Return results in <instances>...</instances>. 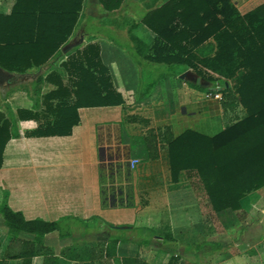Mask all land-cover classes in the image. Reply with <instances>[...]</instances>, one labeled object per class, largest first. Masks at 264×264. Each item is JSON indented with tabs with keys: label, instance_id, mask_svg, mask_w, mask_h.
<instances>
[{
	"label": "crops",
	"instance_id": "0c3cea01",
	"mask_svg": "<svg viewBox=\"0 0 264 264\" xmlns=\"http://www.w3.org/2000/svg\"><path fill=\"white\" fill-rule=\"evenodd\" d=\"M16 1L0 0V13L8 15ZM117 1L83 0L69 38L83 37L80 49L88 43L99 45L103 63L109 68L124 103L80 107L79 122L70 134L32 135L28 132L56 118L44 104L45 92L41 91L38 108L26 89L5 96L4 107L8 110L0 107V112L6 118L12 115L14 120L0 166V205L8 195L11 209L21 212L26 219H67L63 230L71 231V236L61 237L60 231L55 230L44 239L46 248L59 257L61 264H120L122 257L136 256L153 264L149 249L153 231L158 232L155 234L162 242L195 239L211 249L225 248L226 237H230L225 231L231 228L233 210L213 209L196 171L173 172L169 142L186 130L214 136L247 116L238 97H229L236 81L233 78L225 81L230 92L223 93L222 100L208 97V87L200 88L181 77V73L191 69L189 63L171 62L166 52L155 59L151 57L156 56L154 44L159 35L144 22V16L168 0H121L120 4ZM232 1L243 14L264 3V0ZM0 31L2 35L6 33L1 26ZM215 45V40L209 38L197 49L198 54L214 55ZM33 72L23 75L30 77L27 83L32 89L40 74ZM222 78L218 75L216 83ZM157 80L151 96L140 100L137 95L140 85ZM51 85V90L57 88L56 84ZM209 85L213 83L209 81ZM52 101L57 103L59 99ZM31 111L37 117L29 116ZM103 153L112 154L117 170L115 185L129 189L127 205L104 206ZM131 160H137L134 167ZM263 190L264 187L243 197L242 207L234 214H244L257 199H264ZM174 224L180 226L174 228ZM219 224L223 226L224 241L215 238L222 228ZM120 225L131 227L117 228ZM179 231L184 238L178 235ZM119 236L129 241L116 247L110 245ZM34 237L29 232L20 234L23 240ZM0 241V259L5 258L8 264L44 263L43 254L32 258L5 257L10 235L2 214ZM219 259L211 264H246L241 257Z\"/></svg>",
	"mask_w": 264,
	"mask_h": 264
},
{
	"label": "trees",
	"instance_id": "16d2710c",
	"mask_svg": "<svg viewBox=\"0 0 264 264\" xmlns=\"http://www.w3.org/2000/svg\"><path fill=\"white\" fill-rule=\"evenodd\" d=\"M82 2L17 0L8 15L0 13V20L5 19L0 22L1 30H6L3 35L0 31V66L18 75H29L34 68L41 70L32 94L36 108L41 105L43 81L57 85L55 90L43 95L47 111L56 118L28 132L32 135L70 134L79 122L80 107L120 105L125 101L113 84L97 43H88L82 49L81 45L77 46L68 53L62 51L70 41ZM144 22L159 35L154 44L156 56L151 55L154 59L166 52L171 62L189 63L191 70L213 85L219 81L218 75L223 76L219 82L225 86L223 93L230 92L225 83L227 79L236 81L233 95L229 97H238L247 116L214 136L186 130L169 142V155L173 172L183 169L197 172L215 211L239 210L243 197L264 187V3L243 14L232 0H168L147 13ZM209 38L216 42L215 54L201 57L197 49ZM59 56H66L59 63L60 69L45 73V66L51 64V60H55L53 65H56ZM133 57L137 60L134 54ZM140 64H144L143 61ZM63 72L69 77V86L63 82ZM157 82L140 85L138 98H149ZM53 99L59 101L54 103ZM29 116L37 117V114L31 111ZM12 119V115L6 118L0 112V166L4 146L12 134ZM112 160V154L103 153L104 206H124L130 202L131 194L125 189L128 187L115 185L117 170ZM0 214L10 235L5 257L32 258L43 254V264H61L59 257L46 248L44 239L55 230L60 231L61 237L71 236V231L63 230L67 219H26L21 212L11 209L8 195L2 200ZM21 232L33 233L35 237L23 240ZM128 241L119 236L113 238L110 245L116 247ZM0 264L8 262L4 258L0 259ZM120 264L148 262L136 256L122 257Z\"/></svg>",
	"mask_w": 264,
	"mask_h": 264
},
{
	"label": "rangeland",
	"instance_id": "374dc122",
	"mask_svg": "<svg viewBox=\"0 0 264 264\" xmlns=\"http://www.w3.org/2000/svg\"><path fill=\"white\" fill-rule=\"evenodd\" d=\"M58 58L59 60L57 62ZM58 58L56 59V65H53L55 60H51L52 65L47 64L45 66V73L53 68L60 69L59 63L65 59L66 56H59ZM147 68L150 71L149 66H147ZM40 71L41 70L37 71L36 68H34L31 70V73L33 72L39 74ZM62 74L64 84L69 86V77L64 72ZM154 74H152V76H154ZM29 78L30 77L19 78V81L15 83L13 88L10 87L11 89L3 91V89L0 88V107L5 106V96H9V94L15 90L26 89L28 96L32 98V94L34 92L33 89L30 88V84L27 83ZM51 83L53 82H49L45 79L42 83L41 91L45 93L49 92V90H51L53 87ZM37 84L38 82L36 81L35 85L37 86ZM7 105L10 108V105ZM4 109L8 110L7 106L4 107ZM45 119L47 120V115ZM234 212H236V210H233V215L230 217L231 228L230 230L227 231L226 229L225 231L226 235H230V237H226L225 248L217 247L216 249H211L210 247L206 246L205 242H198L195 239L186 240L175 238L168 241L163 240L162 242L155 234L158 232L153 231L151 239L152 245L149 248L152 254L151 260L153 264H169L170 262H172V264H211L214 259L218 261L220 260L219 258H223L225 256L241 257L246 264H264V199H257L254 202L252 208L244 214H241L242 212L234 214ZM221 217L222 216H220V218ZM176 226L180 225L174 224L173 227L175 228ZM219 226L222 228L221 231L217 230L218 234L215 236V238L217 240L224 241L222 234L223 226L221 224H219ZM174 234H176V230ZM178 235L182 236L180 231Z\"/></svg>",
	"mask_w": 264,
	"mask_h": 264
},
{
	"label": "water",
	"instance_id": "95a60500",
	"mask_svg": "<svg viewBox=\"0 0 264 264\" xmlns=\"http://www.w3.org/2000/svg\"><path fill=\"white\" fill-rule=\"evenodd\" d=\"M83 42H84L83 37L79 40L71 39L68 43L65 44L62 51L64 53H68L69 51H71L75 47L81 45ZM21 76H23V75H18V74L12 73V72H10V71H8L5 68L0 66V88L3 89V84L5 82L11 84L12 82H14V79L16 77H21ZM181 77L186 79V80H190V81H192L198 85L205 86V87H208L211 89H216V87L209 85L208 80L204 79L202 76H200L198 73H196L195 71H193L191 69H187L186 71L181 73ZM129 227H131V226H129V225L117 226V228H120V229H126Z\"/></svg>",
	"mask_w": 264,
	"mask_h": 264
},
{
	"label": "built area",
	"instance_id": "2783aa9c",
	"mask_svg": "<svg viewBox=\"0 0 264 264\" xmlns=\"http://www.w3.org/2000/svg\"><path fill=\"white\" fill-rule=\"evenodd\" d=\"M213 87H216V89H208L207 92V96L208 97H213L219 100L223 99V89H224V85L220 84V83H216L215 85H212ZM131 167H134L137 164V160H131L130 161Z\"/></svg>",
	"mask_w": 264,
	"mask_h": 264
},
{
	"label": "flooded vegetation",
	"instance_id": "af4514ba",
	"mask_svg": "<svg viewBox=\"0 0 264 264\" xmlns=\"http://www.w3.org/2000/svg\"><path fill=\"white\" fill-rule=\"evenodd\" d=\"M25 77H27V76L16 77V78L14 79V82H12L11 84L5 82V83L3 84V91L8 90V89H10V87L14 86L15 83H16L17 81H19V78H25Z\"/></svg>",
	"mask_w": 264,
	"mask_h": 264
}]
</instances>
